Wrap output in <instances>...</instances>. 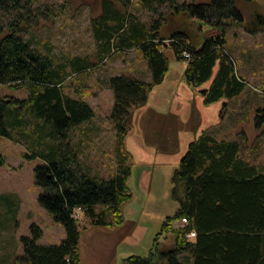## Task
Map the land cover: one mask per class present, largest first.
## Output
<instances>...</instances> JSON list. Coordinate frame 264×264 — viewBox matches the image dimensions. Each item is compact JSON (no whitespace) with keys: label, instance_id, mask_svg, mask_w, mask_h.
<instances>
[{"label":"trees","instance_id":"obj_1","mask_svg":"<svg viewBox=\"0 0 264 264\" xmlns=\"http://www.w3.org/2000/svg\"><path fill=\"white\" fill-rule=\"evenodd\" d=\"M256 1L178 4L175 0H102L101 12L91 22L97 59L140 50L151 73L150 81L125 74L110 79L117 166L109 180L93 176L71 143L72 131L89 123L95 112L84 99L66 94L65 88L72 76L88 74L92 61L82 56L56 61L50 53L13 34L0 40V89L6 86L27 92L25 99L0 96V139L26 146L27 157L43 161L36 168V182L44 190L39 202L66 233L59 245H39L40 229L32 226L35 236L23 238L24 255L20 260L24 264H82L78 212L95 228L124 225L123 206L133 199L129 187L132 155L125 151L124 140L133 110L145 107L153 89L167 78L168 51L176 61L188 62L184 81L191 89H200L198 95L205 106L223 102V120L229 101L241 97L249 85L225 49L227 33L245 23L239 2ZM27 3L0 0V13L18 19L30 11ZM169 3L175 15L194 20L197 31L193 36L179 30L169 37L161 35L163 17L158 11ZM135 4L161 18L150 24L143 22L133 12ZM204 26L206 30L202 31ZM246 29L250 33L264 31V15H254ZM149 113L154 114L151 110ZM157 115L153 124L157 135L153 133L151 141L145 135L147 143L157 154H179V134L185 130L179 115ZM191 119L193 124L187 129L195 135L172 176L171 198L178 208L163 221L148 256L132 255L121 264H264V170L243 156L245 148L239 140L220 139L209 130L199 133L201 112L196 105ZM254 122L256 128L264 126V107ZM184 220L187 224L175 226ZM191 232L196 237L188 239ZM162 237H171L173 246L162 247Z\"/></svg>","mask_w":264,"mask_h":264},{"label":"rangeland","instance_id":"obj_2","mask_svg":"<svg viewBox=\"0 0 264 264\" xmlns=\"http://www.w3.org/2000/svg\"><path fill=\"white\" fill-rule=\"evenodd\" d=\"M26 1L30 11L18 19L0 13V40L13 34L39 51L50 53L56 61L74 56L92 61L93 67L88 74L72 76L65 88L66 94L84 99L95 112L89 123L72 131L71 143L78 148L80 161L90 167L93 176L109 180L114 177L117 166L116 129L110 117L114 103L110 79L125 74L150 81L151 73L143 53L140 50L116 52L106 59H97L91 22L100 14L102 0H22L23 3ZM175 1L197 4L210 0ZM171 6L169 3L159 7L164 28L161 35L169 37L179 30L193 36L197 29L194 20L186 15L178 17ZM239 8L245 23L229 29L225 49L238 73L249 83L248 89L241 97L229 101L221 120L223 102L205 106L198 95L200 89L193 90L184 81L188 62H178L171 51L167 52L170 59L167 78L153 89L145 107L133 110L131 127L124 140V149L132 155L130 162L133 166L129 181L133 199L123 206L125 223L114 229L95 228L78 212L82 264H121L124 258L132 255H149L163 221L178 208L171 198L172 176L187 143L195 135L187 129L188 124H193V105L201 112L199 133L209 130L212 134H219L218 138L228 140L236 139L238 134L245 148L243 156L264 170V126L256 128L254 122L255 115L264 107V31L250 33L246 29L254 15H264V0L239 2ZM133 12L148 24L161 18L138 4L134 5ZM0 96L25 99L27 92L3 86ZM149 109L154 114L150 115ZM157 114L179 115V121L185 127L179 134V140L182 139L179 154H157L156 149L147 143L146 136L150 141L153 136ZM0 150L4 158V164L0 165V264H24L20 260L24 255L23 238L35 236L32 226L40 229L39 245H59L66 233L63 225L39 202L44 190L36 182V168L43 161L27 157L26 146L7 138L0 139ZM175 226L181 224L175 223ZM161 242L162 247L173 246L171 237H162Z\"/></svg>","mask_w":264,"mask_h":264},{"label":"built area","instance_id":"obj_3","mask_svg":"<svg viewBox=\"0 0 264 264\" xmlns=\"http://www.w3.org/2000/svg\"><path fill=\"white\" fill-rule=\"evenodd\" d=\"M185 57H186V58H189V55L185 54ZM180 224H181V223H180ZM184 224H187V221H186V220H184V221L182 222L181 225H184ZM195 237H196V233H195V232H191V233H189V234L187 235V238H188V239H193V238H195Z\"/></svg>","mask_w":264,"mask_h":264},{"label":"crops","instance_id":"obj_4","mask_svg":"<svg viewBox=\"0 0 264 264\" xmlns=\"http://www.w3.org/2000/svg\"><path fill=\"white\" fill-rule=\"evenodd\" d=\"M220 124V123H219ZM223 134L224 135H229V133L228 132H223ZM218 135L219 134H216V136L218 137ZM189 137V136H188ZM224 137H222V138H220V139H223ZM236 139H233V140H239V136H238V134L236 135V137H235ZM247 142V141H246ZM243 144V143H242Z\"/></svg>","mask_w":264,"mask_h":264}]
</instances>
